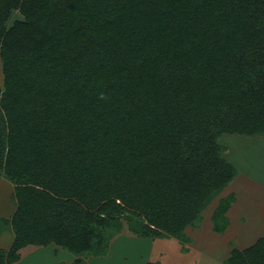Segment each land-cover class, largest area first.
I'll return each instance as SVG.
<instances>
[{"label": "trees", "instance_id": "16d2710c", "mask_svg": "<svg viewBox=\"0 0 264 264\" xmlns=\"http://www.w3.org/2000/svg\"><path fill=\"white\" fill-rule=\"evenodd\" d=\"M0 71V264L186 243L238 174L221 136L264 137V0H0ZM223 264H264V236Z\"/></svg>", "mask_w": 264, "mask_h": 264}, {"label": "crops", "instance_id": "0c3cea01", "mask_svg": "<svg viewBox=\"0 0 264 264\" xmlns=\"http://www.w3.org/2000/svg\"><path fill=\"white\" fill-rule=\"evenodd\" d=\"M222 136L225 138L233 137L232 135L229 136L227 134ZM220 139H222V137ZM257 139L264 141L263 137H258ZM226 151L227 149L225 148L223 157L232 164L230 159L231 156H229V152ZM243 174L244 173H238L234 180L221 192V198L230 195H233L234 197V201L230 204L226 212L228 224L222 233L214 231L213 223L210 221L204 223L205 221L203 222V220H201L196 226H189L185 229L184 233L188 238L190 237L193 242L191 244H186L188 246H186V250L184 249V254L180 253V246L175 238H156L150 240L152 241L151 248H164L163 250H166L165 256L168 255L171 258V264H184V258L187 260V263L185 262L186 264H223V262L229 257L232 249L235 248L242 250L253 244L259 237L264 236V186L260 185V181L252 176L251 172L246 175ZM255 190H260L261 192L257 191V193H255ZM253 193H255V196ZM212 203L214 202L212 201L211 204ZM208 208H206V210ZM206 210H204L203 213ZM4 234H7V236L12 235L10 232L6 231L2 232L0 237ZM121 237H123V235L118 236L112 241L107 256L111 255V252L114 251L113 249L120 242L124 245V240H134L138 243L149 241V239L144 238L127 239L126 237ZM169 245L171 246L169 247ZM112 246L115 247L113 248ZM167 247L170 248V254ZM58 248L59 247L51 244L47 247L35 249L29 252L16 264H22L24 260H30L31 264H56L57 262L48 263V257L49 255L53 257L54 253L59 252ZM157 256L153 257L156 258ZM153 257H151V259H153ZM93 258L96 259L97 257ZM161 258L162 254L158 262L160 264H166L167 261H164ZM154 260L155 259L147 260L146 263Z\"/></svg>", "mask_w": 264, "mask_h": 264}, {"label": "rangeland", "instance_id": "374dc122", "mask_svg": "<svg viewBox=\"0 0 264 264\" xmlns=\"http://www.w3.org/2000/svg\"><path fill=\"white\" fill-rule=\"evenodd\" d=\"M0 83H1V71H0ZM232 136H233L232 138H225L224 136H221L222 139H219V143L227 149L226 152H229V156H231L230 159L232 164L238 170V173H244L243 175H246L249 172H251L252 176L256 177L260 181V185L264 186V141L257 139L258 137L262 138V136H254V137L239 136V135H232ZM260 190H255V193H257V191ZM255 193H253L254 196ZM10 195H11L10 186L6 182H3V179L1 180L0 178V217H9L10 215V209H12ZM221 197L222 194L217 196V198L213 200L214 203H212L209 206V208L207 207L208 208L207 210L205 209L206 211L203 213V219H202L203 222L205 221L204 223L208 221L213 223L211 217ZM0 234L2 233L0 232ZM12 237H13L12 235L7 236V234H4L2 237H0V249H8L10 247ZM125 237L127 239H132L124 235L121 238H125ZM186 237L188 236L186 235ZM188 239L189 242L186 243H182L176 239L180 246V253L182 254L185 253L186 246H188L186 244H191L193 242L190 239V237ZM150 240H154V239H149V241H144L140 243L134 240H124V241L121 240L124 242V245L121 244L122 242H120L118 245H116V247L112 246L113 248L114 247L115 248L114 249L112 248L114 251L111 252L110 256H107V253L110 250L109 247V250L105 256H100L97 257L96 259L95 258L89 259L88 264H146L147 260L155 259L154 261L158 262L160 260L161 254H162L161 259L167 261L166 264H171L170 256L168 255L165 256L166 250H163L164 248L163 249L151 248L152 241ZM170 246L171 245H169V247ZM169 247H167L168 252L170 251ZM58 251L59 252L54 253L53 257L49 255L48 263L71 262L74 260L73 259L74 255L72 253L62 250L60 248H58ZM153 256H157V257L155 258ZM151 257H153V259H151ZM186 261H187L186 258H184L183 263L186 264L187 263ZM22 264H31V262L30 260H24Z\"/></svg>", "mask_w": 264, "mask_h": 264}]
</instances>
